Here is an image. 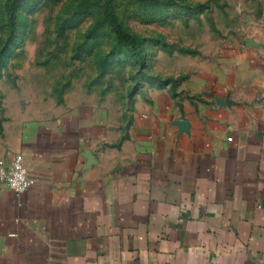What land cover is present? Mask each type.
<instances>
[{
	"label": "crops",
	"instance_id": "crops-1",
	"mask_svg": "<svg viewBox=\"0 0 264 264\" xmlns=\"http://www.w3.org/2000/svg\"><path fill=\"white\" fill-rule=\"evenodd\" d=\"M128 95L66 91L0 158V264H264V20Z\"/></svg>",
	"mask_w": 264,
	"mask_h": 264
},
{
	"label": "rangeland",
	"instance_id": "rangeland-1",
	"mask_svg": "<svg viewBox=\"0 0 264 264\" xmlns=\"http://www.w3.org/2000/svg\"><path fill=\"white\" fill-rule=\"evenodd\" d=\"M108 4L135 48L119 39ZM262 20L264 0H0V156L12 129L50 114L67 90L130 96L165 84Z\"/></svg>",
	"mask_w": 264,
	"mask_h": 264
},
{
	"label": "built area",
	"instance_id": "built-area-1",
	"mask_svg": "<svg viewBox=\"0 0 264 264\" xmlns=\"http://www.w3.org/2000/svg\"><path fill=\"white\" fill-rule=\"evenodd\" d=\"M0 180L6 182L17 195L29 189L32 180L21 153H15L10 160H0Z\"/></svg>",
	"mask_w": 264,
	"mask_h": 264
},
{
	"label": "trees",
	"instance_id": "trees-1",
	"mask_svg": "<svg viewBox=\"0 0 264 264\" xmlns=\"http://www.w3.org/2000/svg\"><path fill=\"white\" fill-rule=\"evenodd\" d=\"M110 3V2H109ZM107 18L117 33L118 37L122 41H126L131 45L132 48L136 47V38H134L131 34L127 33L122 26L119 24L117 17L115 15L114 10L112 9V5L108 4L107 6Z\"/></svg>",
	"mask_w": 264,
	"mask_h": 264
}]
</instances>
